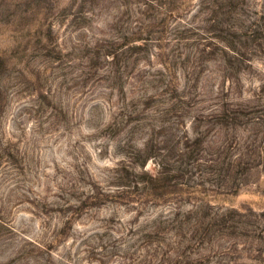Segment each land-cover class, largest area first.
Segmentation results:
<instances>
[{
	"label": "rangeland",
	"instance_id": "obj_1",
	"mask_svg": "<svg viewBox=\"0 0 264 264\" xmlns=\"http://www.w3.org/2000/svg\"><path fill=\"white\" fill-rule=\"evenodd\" d=\"M167 1L160 55L136 60L135 0H0V264H99L95 233L129 263L209 204L241 228L170 264H264V0ZM161 163L162 186L126 176Z\"/></svg>",
	"mask_w": 264,
	"mask_h": 264
},
{
	"label": "trees",
	"instance_id": "obj_2",
	"mask_svg": "<svg viewBox=\"0 0 264 264\" xmlns=\"http://www.w3.org/2000/svg\"><path fill=\"white\" fill-rule=\"evenodd\" d=\"M134 6L136 7V15L134 16L137 17L134 19V22L137 25L133 26L131 30V54L136 60L145 59L148 56H155L157 54L160 55V53L151 54V50L152 48L162 49L160 43L164 40V36L159 28L163 27L164 22L166 21L165 19L174 13V10L169 7L170 2L167 1L166 3H162V0H135ZM151 26H156V29ZM176 37L181 38L179 35ZM202 52H205V49H202ZM214 52L215 51H212L209 54L211 55ZM229 62L232 63V60L230 59ZM184 145L185 146L182 148L183 152L181 158L176 160V162L180 164L186 163L185 156H193V151L190 152L189 155H185L188 153V148H190V146L186 143ZM213 160L216 161V159ZM240 163L241 162H239V164ZM230 164L233 165V162L230 161ZM160 165L163 166V168L156 176L147 172L136 173L133 171L132 173L128 171L126 176L132 174L134 175V178L137 177L138 181L145 184L146 187L156 188L157 186L165 184L160 183L161 181L168 180V169L165 167V163H161ZM258 165V161H252L250 166L253 168ZM208 168H210V172L213 173L217 170L215 164H212ZM227 178L228 176L226 174V181L223 183L225 185ZM125 185L128 186V184ZM172 216L173 215H163L161 220L158 221L159 224L155 225L156 228L150 233L144 234L143 238L145 239L146 244H142L141 246H147L146 257L143 258L141 255V258L140 253L138 252L139 255H137L135 259L130 256L127 259L130 262L125 264H170L171 260L165 258V254H168V252L170 253L171 251H176L181 255L182 253L180 251L183 247L184 250L194 249L195 247H201L204 244L213 242L218 236H222L227 233L236 234V230L241 228L239 223L244 222L242 219H236L238 216H244L242 211L236 209L224 210L216 208L210 204L204 206L195 205L192 209L183 212L178 210V212L174 214V217ZM177 224H179L180 227H177ZM172 231H175V239L171 240L170 243H166V238L163 239V233L166 234ZM177 237L181 238V240H177ZM91 239L100 241L98 247H101V249L104 250L103 253H100L101 257L94 259L97 260L99 264H105L106 259L112 256H117L119 244L122 243L120 241L125 240L119 239L115 235L105 233H95L91 236ZM30 243L36 246L42 245L40 242ZM166 247L168 248V251L165 250ZM89 252L92 253L95 251L92 250ZM160 255H162L161 258L159 257ZM92 264H94V262H92Z\"/></svg>",
	"mask_w": 264,
	"mask_h": 264
}]
</instances>
